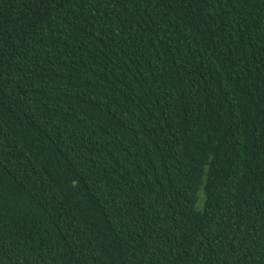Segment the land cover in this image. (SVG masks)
I'll list each match as a JSON object with an SVG mask.
<instances>
[{"label": "trees", "instance_id": "16d2710c", "mask_svg": "<svg viewBox=\"0 0 264 264\" xmlns=\"http://www.w3.org/2000/svg\"><path fill=\"white\" fill-rule=\"evenodd\" d=\"M0 264H264V0H0Z\"/></svg>", "mask_w": 264, "mask_h": 264}]
</instances>
